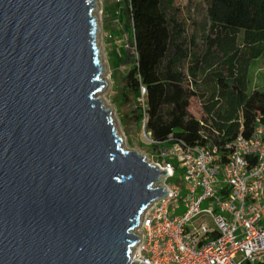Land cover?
Instances as JSON below:
<instances>
[{
	"label": "water",
	"instance_id": "1",
	"mask_svg": "<svg viewBox=\"0 0 264 264\" xmlns=\"http://www.w3.org/2000/svg\"><path fill=\"white\" fill-rule=\"evenodd\" d=\"M95 9L0 0V264H130L142 213L169 194L96 97Z\"/></svg>",
	"mask_w": 264,
	"mask_h": 264
},
{
	"label": "trees",
	"instance_id": "2",
	"mask_svg": "<svg viewBox=\"0 0 264 264\" xmlns=\"http://www.w3.org/2000/svg\"><path fill=\"white\" fill-rule=\"evenodd\" d=\"M204 1L209 25L201 49L188 36L176 0H126L135 52L122 99L135 104L142 123L139 100L146 89V130L161 143L174 138L222 146L249 137L264 115V88L248 90L251 63L264 57V0ZM193 98L201 101L202 120L189 112Z\"/></svg>",
	"mask_w": 264,
	"mask_h": 264
},
{
	"label": "built area",
	"instance_id": "3",
	"mask_svg": "<svg viewBox=\"0 0 264 264\" xmlns=\"http://www.w3.org/2000/svg\"><path fill=\"white\" fill-rule=\"evenodd\" d=\"M145 95L142 87V125L155 150L151 164L170 173L155 187L170 195L142 213L130 264H264V115L249 137L222 146L174 138L161 143L146 130ZM178 173L183 181L170 183Z\"/></svg>",
	"mask_w": 264,
	"mask_h": 264
},
{
	"label": "rangeland",
	"instance_id": "4",
	"mask_svg": "<svg viewBox=\"0 0 264 264\" xmlns=\"http://www.w3.org/2000/svg\"><path fill=\"white\" fill-rule=\"evenodd\" d=\"M176 6L180 9V19L186 25L188 36H195L200 48L203 49V37L209 25L207 4L204 0H176ZM93 15L97 20L98 49L104 69L102 78L106 82V87L96 97L100 98L104 107L109 108L116 131L122 141V149L140 152L145 156L146 161L152 163L155 150L145 137L142 123L136 121L135 104L133 102L125 104L122 99L125 77L134 64L132 58L135 52L126 14V0H96ZM118 55L121 57L120 60L117 58ZM121 61L127 63L123 64ZM248 80L249 93L264 88V57L251 63ZM201 88L207 90L211 86ZM189 112L198 120L204 118L202 104L198 98L191 100ZM179 176L180 173L176 179L170 180V183L183 181L184 178ZM206 205L204 204L203 207ZM200 218L196 216L193 223Z\"/></svg>",
	"mask_w": 264,
	"mask_h": 264
}]
</instances>
